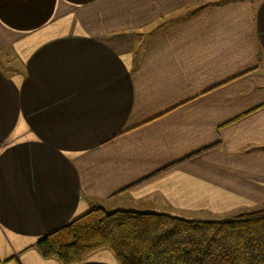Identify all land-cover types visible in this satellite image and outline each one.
Instances as JSON below:
<instances>
[{
    "label": "crops",
    "instance_id": "obj_1",
    "mask_svg": "<svg viewBox=\"0 0 264 264\" xmlns=\"http://www.w3.org/2000/svg\"><path fill=\"white\" fill-rule=\"evenodd\" d=\"M98 206L264 208V0H0V264Z\"/></svg>",
    "mask_w": 264,
    "mask_h": 264
},
{
    "label": "trees",
    "instance_id": "obj_2",
    "mask_svg": "<svg viewBox=\"0 0 264 264\" xmlns=\"http://www.w3.org/2000/svg\"><path fill=\"white\" fill-rule=\"evenodd\" d=\"M35 247L62 264L81 263L101 249L118 264H264V208L204 220L98 206Z\"/></svg>",
    "mask_w": 264,
    "mask_h": 264
},
{
    "label": "rangeland",
    "instance_id": "obj_3",
    "mask_svg": "<svg viewBox=\"0 0 264 264\" xmlns=\"http://www.w3.org/2000/svg\"><path fill=\"white\" fill-rule=\"evenodd\" d=\"M201 219H204V218H201Z\"/></svg>",
    "mask_w": 264,
    "mask_h": 264
}]
</instances>
